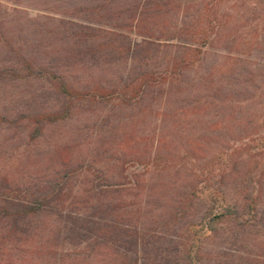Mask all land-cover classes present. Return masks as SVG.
<instances>
[{
	"label": "trees",
	"instance_id": "1",
	"mask_svg": "<svg viewBox=\"0 0 264 264\" xmlns=\"http://www.w3.org/2000/svg\"><path fill=\"white\" fill-rule=\"evenodd\" d=\"M8 1L0 0V89L42 81L56 101L45 108L23 110L16 117L0 113V124L27 130L34 141L79 110L103 104L129 109V119L147 118L160 92L163 97L181 91L187 73L205 67L209 55L223 49L241 53L250 47L240 22L249 11L259 20L256 11L264 6V0H145L114 10L105 1L71 3L61 6L67 10L62 14L69 16L45 33L20 22L12 25L3 4ZM124 30H138L141 41ZM160 55L161 71L156 67ZM226 56L233 61L213 66L200 85L212 87L217 71L231 70L236 63L238 72L226 81L232 95L221 87L183 110L200 108L203 118L225 109L213 125L200 117L204 134L200 141L168 140L169 132L160 133L151 148L141 152L133 148L135 139L113 138L100 162L112 164L117 178L109 170H92L94 163H89L94 178L83 188H77L74 180L86 159L72 160L62 152L51 157L53 165L27 181L1 176L0 250L11 242L10 262L17 264L25 248L33 246L23 264H74L69 253L57 248L83 246L88 257L106 254L112 264H211L213 258L204 253L208 245L216 249L219 242L233 240L238 250L254 246L251 239L264 231V91L259 87L249 95L254 109L246 112L239 105L242 89L250 86L246 60ZM121 66L115 80L82 83L69 75L70 69L106 73ZM261 98L258 115L255 106ZM162 116L164 124L166 114ZM132 163L154 167L159 180L184 176L185 183L171 188L164 182L158 194L157 183L148 181L140 188L143 193L135 196L140 197L134 203L137 207L131 209L133 203L124 196L135 187L129 186L132 180L126 182L124 174ZM44 220H53L56 227ZM229 220L237 229L231 227L223 234L219 227ZM250 227L258 231L251 232ZM248 260L241 257L232 264H248Z\"/></svg>",
	"mask_w": 264,
	"mask_h": 264
},
{
	"label": "rangeland",
	"instance_id": "2",
	"mask_svg": "<svg viewBox=\"0 0 264 264\" xmlns=\"http://www.w3.org/2000/svg\"><path fill=\"white\" fill-rule=\"evenodd\" d=\"M97 1H105L110 9L117 10L119 8V10H123L128 5H135L136 1L143 3L145 0H9L3 4L7 8L12 25H15V22H20L25 27L29 25L33 29H40L47 33L57 28L58 20L69 16L68 13L62 14L67 11L61 7L62 5L65 7H69L68 5L71 3L88 5L90 3H97ZM194 1L199 2L200 0ZM69 9L68 11L70 12L71 10ZM251 12L249 11L240 22V32H243V38L251 46L241 49V53L237 51L229 53L223 49L215 55H209L204 64L205 67L200 69V66H198L187 73L186 84L182 86L181 91L179 90L178 93L163 97L160 92V97L157 98L153 114L147 116V118L144 115H139L138 117L129 119V116L132 114L129 109L116 107L115 103L103 104L90 109L85 108V111L81 109L75 113L72 119L48 127L44 135L36 141L27 135V130L20 129L18 131L10 128L8 125L0 124V177L7 176L17 181H27L30 177H34L37 173L40 174V172L43 173L50 165H53L51 163L53 158L51 159V157L62 152L64 157H71L72 160L86 159L85 167L79 170L80 175L74 180L77 188H83L88 186L94 178L90 168L87 167L89 163H92V165L94 163V166L91 167L92 170H109L108 174H115V179L117 178L116 168L112 164H106V161L100 162V159L104 155V149L108 147V141L113 138L118 140L124 137L135 139L137 143L133 145V148L141 152H144L146 148H151L152 139H157L160 133L169 132L168 140H176L183 137L184 140L191 138V140L197 139L200 141V137L204 135L203 128L200 127V108L197 111L183 110L185 106L188 107L189 104L200 100V96L204 93L210 95L213 90H219L221 87L225 90V94L232 95V89L226 85V81L232 77V74L238 72L234 67L236 63L231 70L227 71V68H225L224 72L217 71L218 73L213 76L214 83L212 87L200 85L201 79L205 74L212 71L211 68L213 66H216V68L218 66L222 67L223 63L227 61L231 63L233 61L227 60L228 57L226 55L228 54L233 56L232 59H238V56H240L246 60L243 65L247 70L245 76L248 77L246 81H248L250 86L242 89L243 94L239 96V99L241 98L239 105L244 110H248L246 112L252 111L254 109V102L249 99V95L254 94L255 89L259 87L261 91H264V6L256 11L261 14L259 20L255 19L258 14L254 15ZM88 19L91 18L89 17ZM124 31L126 34H130L133 40L141 41L138 30H133L132 32L128 30ZM34 38L37 41L41 39L39 36H34ZM47 42L45 39L42 40L43 44H48ZM161 57L160 55L159 60L156 62V67H160L158 68L159 71L164 68ZM121 68L122 66L112 68L106 73L101 70H90L87 68L70 69L69 75L73 76V79L76 81H82V83L88 79L96 80L104 78L115 80L117 75H120ZM240 89L239 87L237 90L240 91ZM55 101V96L51 94V90L42 81L20 82L5 89H0V113H7L12 117H16L23 110H36L52 106ZM262 102L263 98L258 101L260 105L258 104L255 107L259 108ZM215 111V113L207 114L201 118L205 122L211 121L210 123L213 125L217 120L223 118L225 114V109H220V111L216 109ZM257 111L258 115H260L261 108ZM162 114H166L165 120H163L164 124H162ZM140 119L143 120L140 121ZM126 147L130 148L131 146L126 144ZM198 162L197 166H200V159ZM126 167L124 175L127 178L124 179L126 182L132 180V184L130 183L129 186L135 187L131 195L124 196L129 203H133L131 209L137 207V204L135 205L134 203L137 200L139 201L140 197L137 199L135 196H140L143 193L140 188L144 183H148V181L157 183L155 184V189L158 194L161 191L160 184L164 182L170 185L171 188H175L176 184L179 186L185 183L184 176L180 180H178L179 176L167 177L165 181L159 180L157 174L154 173V167H146L137 163L129 164ZM178 167L180 171L185 172V169L180 168V166ZM193 168L190 166L188 169ZM174 170L175 168L170 170V172L173 173ZM95 182H100V179L95 180ZM44 222L47 225L50 224L51 227H56L53 220H44ZM231 227L234 230L237 229L234 222L229 220L219 228L223 234H226L225 232H230L228 229ZM257 229L250 227L248 230L256 232L258 231ZM251 242L254 243V246L241 250H238L233 240H228L224 243L219 242L216 245V249L214 246L208 245L204 249V253L208 254V256L211 255L213 258L211 264H227L229 262V264H232V261H237L241 257H245L246 260L249 259L247 261L248 264H264V231L260 230L259 234L253 236ZM4 246L5 248L3 247V250H0V264H13L10 262L11 258H9L10 253H12L10 251V247H12L11 242H7ZM54 248L53 246L52 249ZM25 249L26 253H23L22 258L16 260L17 264H23L24 260L30 257V253L28 252L33 249V246L26 247ZM57 251L69 253V259L74 260V264H112L111 257L106 254L88 257V252L84 250L83 246L78 248L69 246L65 248L59 247Z\"/></svg>",
	"mask_w": 264,
	"mask_h": 264
}]
</instances>
